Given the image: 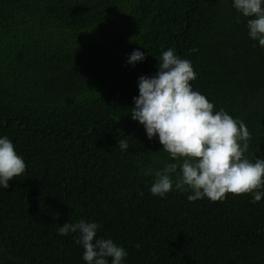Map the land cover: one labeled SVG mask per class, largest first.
Masks as SVG:
<instances>
[{
    "label": "trees",
    "instance_id": "16d2710c",
    "mask_svg": "<svg viewBox=\"0 0 264 264\" xmlns=\"http://www.w3.org/2000/svg\"><path fill=\"white\" fill-rule=\"evenodd\" d=\"M237 16L229 0H0V136L26 165L0 188V264H85L74 234L56 233L81 218L125 249L123 264H264V197L152 195L146 170L171 161L128 115L137 78L173 48L260 158L264 48ZM134 49L144 60L129 65Z\"/></svg>",
    "mask_w": 264,
    "mask_h": 264
},
{
    "label": "clouds",
    "instance_id": "9594fccd",
    "mask_svg": "<svg viewBox=\"0 0 264 264\" xmlns=\"http://www.w3.org/2000/svg\"><path fill=\"white\" fill-rule=\"evenodd\" d=\"M239 17L245 18L246 35L264 48V0H229ZM144 52L134 49L126 63L144 60ZM153 75L137 78L138 94L132 97L128 115L143 126L146 138L154 137L171 162L146 170L153 181L149 192L163 198L168 192H190L189 202L200 198L223 200L225 193L251 194L250 203L264 197V154L247 155L251 136L243 121L230 116L203 94L193 90L195 79L191 61L180 58L173 48L163 50ZM126 137V136H125ZM121 151L128 150L126 139L117 141ZM23 158L7 136H0V188L25 171ZM100 225L83 218L58 226L59 236L74 234L85 264H123L125 249L112 238L98 236Z\"/></svg>",
    "mask_w": 264,
    "mask_h": 264
}]
</instances>
